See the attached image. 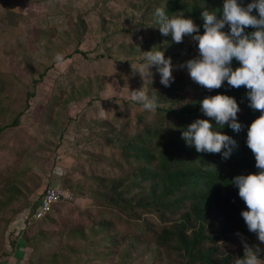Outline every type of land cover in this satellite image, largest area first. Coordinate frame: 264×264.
I'll list each match as a JSON object with an SVG mask.
<instances>
[{"label": "rangeland", "instance_id": "1", "mask_svg": "<svg viewBox=\"0 0 264 264\" xmlns=\"http://www.w3.org/2000/svg\"><path fill=\"white\" fill-rule=\"evenodd\" d=\"M36 1L0 0V80L7 81L8 124L24 109L27 85L46 71L18 125L0 134V264H168L151 244L133 248L128 240V251L114 252L118 246L104 241L106 232L87 216L95 209L93 177L122 171L116 133L132 108L128 90L145 91L148 81L132 67L145 62L143 50L150 44L143 50L142 44L160 41L143 18L151 15L142 10L162 0ZM7 19L16 24L4 28ZM194 42L188 36L183 41L186 47ZM198 55L185 49L170 57L192 85L185 87L189 92L198 86L180 65ZM150 71L158 74L155 67ZM54 179L74 194L72 201L54 205L55 225L33 219L27 207ZM80 224L83 230L68 233Z\"/></svg>", "mask_w": 264, "mask_h": 264}, {"label": "trees", "instance_id": "2", "mask_svg": "<svg viewBox=\"0 0 264 264\" xmlns=\"http://www.w3.org/2000/svg\"><path fill=\"white\" fill-rule=\"evenodd\" d=\"M252 2L238 0L242 7ZM223 3L224 0H162L154 9L142 10L139 7L142 15H151L143 18L150 21L148 26H154L160 40L142 44V50L143 45L147 48L150 44L148 51L160 50L169 58L180 55L185 49L198 52L197 42L193 41V45L186 47L183 42L173 43L171 36H163L159 25L154 22L155 9L164 8L169 17L192 19L200 29L199 34L203 35L202 11L206 8L219 15ZM251 14L258 17L256 10ZM7 15L8 18L9 15L13 19L19 18L11 12ZM79 21L82 23L81 17ZM8 22L9 19L3 21L4 28L16 24ZM81 23L76 24L82 26ZM142 24L145 26L143 19ZM222 31L229 32L230 29L226 25ZM253 31L255 29L251 27L245 29L246 34ZM76 53L85 56L79 51ZM238 67L239 62L233 59V70ZM45 72L27 85L30 91L26 92L24 109L9 124L7 119L11 107L7 81L0 80V121L4 122L0 123V134L18 125L19 117L28 108L29 99L35 96L36 84ZM172 76L174 82L169 87L160 83L159 74L152 76V81L148 79L145 93L149 97L155 95L159 105L154 112L145 110L140 103L131 102L132 108L116 133L119 141V146L116 144L119 149L118 168L121 167L122 171L112 177H93L96 181L94 194L92 192L95 209L87 213L89 221L106 232L104 241H109L112 247L118 246L114 252L128 251L125 246L128 240L133 248L137 244H151L162 251L168 264H233L236 257L244 255L242 240L253 248L258 245L261 249L259 258L264 259V243L248 231L241 216V212L247 210L246 205L238 195V188L231 184L236 176L258 174L255 157L246 140L248 127L261 113L249 107L248 90L244 86L230 88L225 81L220 89L208 91L195 84L198 89L189 92L185 87L192 85H186L180 70H173ZM215 95H227L236 100L240 108L237 120L243 126L239 132L227 124L220 128L215 120L201 112L199 102ZM196 119L209 120L213 131H220L235 141L228 158L221 154L197 153L194 147L186 145L182 131ZM41 194L27 206L30 215L37 208ZM54 212H58V207L53 206L39 220L55 225ZM81 230L83 226L80 224L69 229L68 233L75 234Z\"/></svg>", "mask_w": 264, "mask_h": 264}, {"label": "clouds", "instance_id": "3", "mask_svg": "<svg viewBox=\"0 0 264 264\" xmlns=\"http://www.w3.org/2000/svg\"><path fill=\"white\" fill-rule=\"evenodd\" d=\"M253 10L258 12V17L251 14ZM202 18L204 34L200 35V29L192 19L169 17L162 7H157L154 12V22L159 25L160 33L165 37L171 36L173 43H182L186 35L197 42L199 55L180 65L194 83L208 91L220 89L225 81L230 88L244 86L248 90L249 107L261 113L248 127L246 140L255 157L258 174L236 176L231 184L238 188V195L246 205L247 210L242 211L241 216L248 231L264 243V0H253L246 7L238 4V0H224L219 15L205 8ZM226 25L229 32L222 31ZM248 27L255 31L246 34ZM143 57L144 63L135 68L131 66L142 80L152 81L150 68L155 67L163 86L169 87L174 82L171 58L166 59L160 50L144 52ZM57 59H60L59 55ZM233 59L240 64L235 70L232 68ZM128 96L147 111L154 112L159 107L157 97H149L143 88L128 90ZM199 106L203 115L215 120L220 128L227 124L233 131L242 129L237 120L240 108L234 98L208 96L199 102ZM212 128L209 120L196 119L182 131V139L197 153L221 154L228 158L235 141ZM242 244L244 255L236 257L233 264H264V259L259 258L261 249L258 245L253 248L243 240Z\"/></svg>", "mask_w": 264, "mask_h": 264}, {"label": "built area", "instance_id": "4", "mask_svg": "<svg viewBox=\"0 0 264 264\" xmlns=\"http://www.w3.org/2000/svg\"><path fill=\"white\" fill-rule=\"evenodd\" d=\"M73 198L74 194L69 189L61 186H47L39 197L38 206L31 217L39 220L49 213L55 204L70 202Z\"/></svg>", "mask_w": 264, "mask_h": 264}, {"label": "crops", "instance_id": "5", "mask_svg": "<svg viewBox=\"0 0 264 264\" xmlns=\"http://www.w3.org/2000/svg\"><path fill=\"white\" fill-rule=\"evenodd\" d=\"M54 171H56V170H54ZM54 177H56L57 178V176H56V173L54 174ZM56 179H54L52 182H50V183H52L53 185H51V186H57V185H59V186H61L59 183H57V180L55 181ZM50 185V184H49ZM26 220H27V218H25ZM25 220V221H26ZM25 221H24V224H25Z\"/></svg>", "mask_w": 264, "mask_h": 264}]
</instances>
